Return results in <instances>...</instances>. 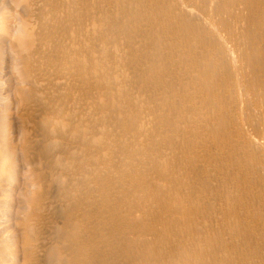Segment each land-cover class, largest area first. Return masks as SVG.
I'll list each match as a JSON object with an SVG mask.
<instances>
[{
  "label": "bare ground",
  "instance_id": "1",
  "mask_svg": "<svg viewBox=\"0 0 264 264\" xmlns=\"http://www.w3.org/2000/svg\"><path fill=\"white\" fill-rule=\"evenodd\" d=\"M0 264H264V0H0Z\"/></svg>",
  "mask_w": 264,
  "mask_h": 264
}]
</instances>
